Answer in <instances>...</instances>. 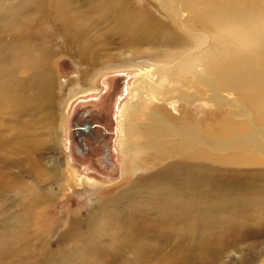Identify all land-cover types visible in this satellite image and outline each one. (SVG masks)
Listing matches in <instances>:
<instances>
[{"label": "rangeland", "instance_id": "rangeland-1", "mask_svg": "<svg viewBox=\"0 0 264 264\" xmlns=\"http://www.w3.org/2000/svg\"><path fill=\"white\" fill-rule=\"evenodd\" d=\"M134 1L138 5L146 3L158 18H166L171 27L187 41V46L167 49L155 46V52L142 57L149 62H136L147 65L146 69L150 66L155 68L157 80L151 91L160 95L157 98L165 96L170 101L161 102L156 96L151 98L143 95L141 111L135 115L133 123L152 125L158 134V141L162 145L167 143L170 150L166 155L164 153V159L155 158L152 147L149 150L145 148L148 139L136 134L130 138L131 144H144V148L131 152L129 164L132 169L122 175L117 111L118 108L123 109L130 100V90L135 81L138 83L149 78L142 68L133 66L103 72L92 83L95 91L76 94L64 108L68 94L76 92L81 86L80 72L86 70L64 54L67 45L63 37L43 19L39 28L29 37L39 36V47L49 55H54L52 69L57 72L60 94L53 134L50 142L45 143L42 140L45 129L35 118L26 124L22 135H13L8 140L0 138V217L7 218L9 215L10 218L13 214L16 219H20L21 228L25 226L30 238L21 234V239L14 244L25 245L29 242L32 254H35L34 240L39 242L35 249L38 246H50L56 250L59 247L57 237L73 221L86 222L82 231L84 233L101 221L109 232L107 237L113 241L109 248L112 257L96 259L91 255L88 264H128L125 259L137 255L142 264H264V183L252 185L259 177L264 179V51L238 37L235 39L233 34H227V44L218 42L215 36L220 35L219 27L202 25L193 10L188 13L184 9L193 1L196 4L193 8L199 10L204 8L205 1H209L217 9L214 13L227 15L229 13L225 9L234 4L239 14L243 9L257 23L264 25V0H171L177 12L164 10L155 0ZM17 2L0 0V8ZM70 7L72 14H81L82 10L97 14L84 2ZM33 12L34 9L27 14ZM97 27L95 24L90 25L89 36L96 42L101 36V42L106 30ZM228 28L233 29V25ZM17 35L4 33L2 36L6 40H14ZM101 44L103 57L98 69L88 70L90 76L84 83L87 87L94 72L113 66L114 62L109 59L126 48L120 39L113 36H109L107 46ZM237 67L244 69L254 81L253 89H246L240 76L234 79V69ZM9 68L6 67V70ZM174 70L175 75L172 73ZM31 74V71L20 69L22 78ZM163 92L166 94L163 95ZM8 103V96L0 94V104ZM155 103L161 106L157 108L160 109L159 114L153 110L156 108ZM150 110L154 114L152 120L146 116ZM1 116L7 118L12 127L15 116L8 107L1 109ZM61 116L65 117V123H61ZM84 123L92 126L91 136L75 130L76 125ZM181 130L182 135L191 134L193 141L188 142L182 137ZM238 135L241 138L254 136L260 145H247L230 151L226 149L224 142L234 140ZM199 154H210L214 161L199 159ZM178 162L188 168L207 167L204 164H210L224 192H228L232 185H238L250 191V201L231 203L227 196H223L220 200H223L222 203L211 194L210 206L214 214L201 217L200 200L197 207L190 208L186 215L183 209H179L180 214H177L173 205L156 211L157 203L150 205L156 198H151L147 204L145 194H140V191L132 197L127 196L128 193H136V189H130L137 179L144 180L167 165ZM67 168L77 178L87 177L95 181L104 187L101 188L103 190L83 197L75 192L74 186H70L74 180ZM250 172L252 175H249ZM180 190L182 195L187 194L189 201L194 197L190 183L184 184ZM167 193L165 189L164 194ZM102 207V211H106L103 216L102 211L99 214L95 211ZM188 208L189 205L184 206V209ZM136 216L154 219L153 226L156 229L162 222L170 235L159 233L158 230L151 231L153 226L146 224L150 221L137 222L133 220ZM221 220H227L230 225ZM11 228L18 226L11 224ZM126 231L133 240L132 246H125ZM201 235L210 245L208 253L201 255L204 256L201 261L205 263L192 259L195 255L200 256V253L193 252ZM11 250L15 253L20 251L18 247H11ZM83 254L76 255L73 260L80 263L88 258L86 253ZM122 254H125V259L120 258Z\"/></svg>", "mask_w": 264, "mask_h": 264}, {"label": "bare ground", "instance_id": "bare-ground-1", "mask_svg": "<svg viewBox=\"0 0 264 264\" xmlns=\"http://www.w3.org/2000/svg\"><path fill=\"white\" fill-rule=\"evenodd\" d=\"M155 1L160 4L164 10L177 12L175 10L177 7L172 5L173 1ZM79 2L86 3L92 8V11H96L97 14H88L83 10L80 11L81 14L70 13V5ZM195 5V2L192 1L188 8L186 9L184 6V9L186 12L188 10V13H191V10H193L194 14L197 16L198 22L202 23V25H214L219 27L221 30L220 35H216L215 40L227 44L229 42V39L226 38L227 34H233L235 39L238 37L242 41H247L256 45V48L258 46L261 48V51L263 48L264 51V25L257 23L256 19L243 9L239 14V9L237 10V7L232 4L225 9L229 13L226 15L214 13V10L217 9L214 8L213 3L209 1H205L203 3L204 8L199 10L193 8ZM33 9V14H27ZM181 9L183 10L182 5ZM236 10L238 14H236ZM229 11L235 12L230 13ZM113 12H115V14H113ZM43 19L47 20L52 28L60 32V37H63V42L67 45L66 50L62 47L64 49V54L73 58L79 66L85 67L86 71L80 72L81 86L78 87L82 88V90L90 88L89 84L103 72L127 69L132 66L142 68L143 73L148 76L149 79L143 80L138 84L135 99L130 103L125 113L123 142L120 146L123 158L121 171L123 174L129 173L132 169L129 164L131 152L144 148V144H138L137 146L131 144L130 138L136 134H141L148 139L145 148L149 150L152 147L151 151L155 152V158L164 159V153L165 155L167 154L170 150V146L165 142L162 145V143L158 141L156 129H154L152 125L147 126L145 123H133V118L141 111L140 103L143 95L146 94L151 98L160 96L156 94L155 91H151V88L154 86L153 83L157 80V74L154 71L155 68L150 66L146 69L147 65L137 64L136 62H149L142 57L155 52L153 51L156 50L155 46H159L161 49H167L173 46H187V41L171 27L166 18H158L156 14H153L152 11L149 10L146 3L142 2L141 5H138L134 0H18L16 4L4 5L0 8V94L8 96L9 98L8 104H0V138L4 137L8 140L13 137V135H22L26 124L35 118L39 119V123H42V128L45 129L43 130L42 140L48 144L52 137L54 122L56 120V106L60 94L57 87V72L52 69V65L55 62L52 58L54 55H49L50 53L48 54L39 47V36L29 37L35 29L39 28L40 21ZM91 24H95L98 26L97 28L106 30L101 38V42L106 46L109 44V36H113L120 39L126 48L118 51L109 59L112 63L114 62V64H112L113 66L105 65L111 67L102 68L94 72L88 81L87 87L84 83L87 82L86 80L90 76H88V70L98 69L100 59L103 57L101 49L103 45L100 42L101 36H99L98 42L89 36ZM229 25H233V29L230 30V28H228ZM4 33L10 35L18 34V37L14 40L9 39V41L3 39L2 35ZM6 67L10 68L6 70ZM21 68L31 71L32 74L26 78L20 77ZM150 71L153 72V76L149 75ZM172 73L175 75L176 71L174 70ZM140 74L141 72L139 75ZM238 76L241 77L246 89H253L254 81L246 74L244 69H239L238 67L234 69V79L236 80ZM72 82L73 80L70 84H72ZM81 91L77 90L76 92L73 91L71 94H68L69 97L66 99L63 107L66 108V103L68 104V101L74 95L81 93ZM82 93H88V91H83ZM165 94L166 92H163V95ZM157 100L161 102H163V100L170 101V99L165 96L160 99L157 98ZM154 106L156 108H153V110L155 109V113L159 114L160 109L157 108L161 106L159 103H155ZM3 107H8L10 113L15 116V119H12V127L8 119L1 116V109ZM153 110L146 113V116L150 120H152L154 116L152 113ZM65 117L61 116V123L62 121L65 123ZM170 118V120L174 121L173 117ZM182 133L181 130V136L186 138L188 142L193 141L194 138L191 134L185 133L182 135ZM256 140L254 136L241 138V136L238 135L234 140L224 142V146L226 149L229 148L230 151L233 150V148L247 147V145H260V142L257 143ZM198 158L214 161V157L210 154H199ZM204 165L207 167L191 166L188 168L183 166L181 162L167 165L159 172L144 180L137 179L135 185L130 189H136V193H128L127 196L132 197L133 195H137L138 191H140V194H145V201H147V204L151 198H156L150 204L153 205L157 203L158 207L156 211L163 210L173 205L177 214H180L179 209H183L186 215L189 214L190 208L197 207L198 201L200 200L201 217H211L214 214L210 206L211 194H214L218 201H220L223 196H227V200L231 203L240 200L250 201V191L248 189L243 190L238 185H232L228 192H224V189H222L217 179V175L211 168L212 166L206 163ZM249 175H252V172H250ZM71 183L70 186L76 188L75 192L82 193L83 197L92 196L103 190L101 188H104L99 184L89 187L86 179L82 181L83 184L80 189H78L73 182ZM187 183H190L192 187L191 191L194 193V197L191 198L190 201L187 194L182 195V190H180V187ZM260 183H264L262 177L254 180L252 185H258ZM161 189H163L162 193H160ZM165 189L168 190L167 195L164 194ZM162 202H166V204L163 205ZM220 202L223 203V200ZM161 204L164 207H162ZM185 205H189V208L184 209ZM102 209L103 207L101 209L97 208L95 211L99 214ZM105 214L106 211L103 210L101 215L103 216ZM12 215L10 218L9 215L6 216L7 218L0 217V241L4 242L0 244V264H88L91 255L96 259L100 257L105 259L112 257L109 248L113 241L107 237L109 232L101 221H97L86 233L82 232L86 222L81 220L73 221L69 224L68 228L57 237V244H59V247L56 250H54L53 247L50 248V246H38L35 249L36 244L39 242L34 240L33 247L35 254H32L29 242L25 245L14 244L21 239V234L29 238L30 235L25 229V226L21 228L22 222L20 219L18 220ZM133 220L141 223L150 221L146 224H150L151 226H153L154 222V219H143L137 216ZM221 221L222 223L224 222V224L230 225L227 220ZM11 224H16L18 228L12 229ZM157 230L159 233L170 235V231L166 226H163L162 222L157 226V229L154 226L151 228V231L155 232ZM9 231H13V233H9ZM125 235L127 239V245L125 246H132L133 240L127 235V231ZM202 235L197 240L196 250L193 252L196 254L200 253V256H193L192 259L194 261L200 262L204 260V256L201 255L207 254L209 251L210 245L207 239L203 238ZM31 241L30 239V242ZM11 247H18L20 251L15 253L11 250ZM133 248L134 246L132 249ZM83 253H86L88 258L86 257V259L80 261V263L73 260V257L76 255H84ZM120 258L125 259V254H122ZM125 260V262H129L128 264H142L139 255ZM201 263L205 262L201 261Z\"/></svg>", "mask_w": 264, "mask_h": 264}, {"label": "flooded vegetation", "instance_id": "flooded-vegetation-1", "mask_svg": "<svg viewBox=\"0 0 264 264\" xmlns=\"http://www.w3.org/2000/svg\"><path fill=\"white\" fill-rule=\"evenodd\" d=\"M149 75L150 76H153V72L152 71H150L149 72ZM147 78H148V76H147ZM95 80V79H94ZM93 80V81H94ZM144 80H146V79H144ZM142 81H143V79H142ZM136 83H135V85L134 86H132V88H131V90H130V92L132 93L131 94V96L129 97L130 98V100L125 104V106H124V108L123 109H119L118 108V132L120 133V140H119V144H118V146H119V151H120V155H121V148H120V146H121V144H122V142H123V128H124V120H125V113H126V111H127V109L129 108V106H130V103L135 99V94L137 93V89H138V84L141 82V81H139L138 83H137V81H135ZM93 83V82H92ZM92 83L91 84H89V86H90V88H87V90H82V88H79L78 89V91L80 90H82L81 91V93L83 92V91H88V93L89 92H92V91H95V87H94V84L92 85ZM80 94V93H79ZM82 94H86V93H82ZM75 96V95H74ZM121 157H122V155H121ZM122 165H123V158H122V164H121V169H122ZM71 173H72V176H73V180H74V184H75V186H77L78 188L80 187L81 188V186H82V181H84V179H86L87 181H88V184H89V187H93L95 184H98V183H96L95 181H92L91 179H89V178H77L76 177V175H75V173L72 171V170H70L69 168H67ZM121 173H122V171H121ZM122 175H124L123 173H122ZM72 184V183H71ZM81 185V186H80ZM73 186V185H72ZM82 194V193H81Z\"/></svg>", "mask_w": 264, "mask_h": 264}, {"label": "water", "instance_id": "water-1", "mask_svg": "<svg viewBox=\"0 0 264 264\" xmlns=\"http://www.w3.org/2000/svg\"><path fill=\"white\" fill-rule=\"evenodd\" d=\"M91 127L88 123H84L81 126L76 125L74 128L76 131L91 136Z\"/></svg>", "mask_w": 264, "mask_h": 264}]
</instances>
